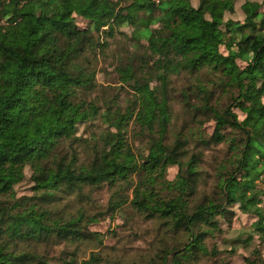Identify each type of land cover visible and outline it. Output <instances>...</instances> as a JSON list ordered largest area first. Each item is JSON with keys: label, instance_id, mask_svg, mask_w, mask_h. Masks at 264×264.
I'll return each mask as SVG.
<instances>
[{"label": "trees", "instance_id": "trees-1", "mask_svg": "<svg viewBox=\"0 0 264 264\" xmlns=\"http://www.w3.org/2000/svg\"><path fill=\"white\" fill-rule=\"evenodd\" d=\"M115 35L131 109L94 95L89 55L110 49ZM174 75L194 82L174 94ZM175 101L193 121L188 134L175 127ZM97 116L107 147L83 159L76 147L90 137L78 126ZM200 117L213 123L208 137ZM130 122L146 139L140 154L124 140ZM218 146L213 188L199 193L204 156L194 151ZM168 167L177 168L173 180ZM25 180L29 192L19 195ZM101 187L111 192L108 213L131 189L129 207L156 235L130 263L94 253L85 264H194L235 210L254 219L245 242L264 238V0H0V264H75L50 246L101 245L76 206L86 188ZM68 195L76 202L61 204ZM245 261L264 264L258 250Z\"/></svg>", "mask_w": 264, "mask_h": 264}, {"label": "rangeland", "instance_id": "rangeland-1", "mask_svg": "<svg viewBox=\"0 0 264 264\" xmlns=\"http://www.w3.org/2000/svg\"><path fill=\"white\" fill-rule=\"evenodd\" d=\"M190 1L193 5L196 4V0ZM24 2L26 1H22L21 4ZM240 3L241 1H238L236 4L237 11L232 16L235 19L241 16L239 12ZM80 26H84V24H80ZM124 30L128 31L127 35L130 34V29ZM115 36V39H111L114 42L111 44L110 49L101 53L98 52L96 55H89L91 68L95 71V81L98 86L94 95L97 96V100L99 101L107 98L114 101L113 99L119 98L117 103L121 110L125 108L131 109L135 104L133 92L119 81L115 72V66L119 62V54L117 53L119 48L122 47L121 39L118 35ZM193 82L187 76L181 75L176 77L174 75L172 83V87L174 88L173 93L179 94L181 91L184 92L187 86ZM109 106H111L110 109L113 111L115 108L114 104ZM182 109L181 103L175 101L173 104V111L175 113L174 123L178 131L183 129V133L188 134L192 127L190 122L193 121ZM200 119H203L198 125L200 134L208 137L211 135L213 123L203 117H200ZM107 129V125L100 116H97L96 119L89 123L78 126V136L83 135L86 139L90 137L88 141L90 146L79 145L76 147L82 154L83 159H88L93 150L101 151L107 147V142L104 140ZM137 131L138 129L133 125V122H130L128 127L123 130V135L129 148L131 147L136 154H140L142 150H146L147 146L146 139L137 135ZM194 153L197 155L203 153L204 156V182L200 184L198 192L209 193L213 188V165L223 158L224 148L222 146L211 148L199 147ZM176 174V167H168L165 178L173 180ZM135 184L136 180L133 179V186ZM29 188L30 185L25 180L17 187V194H27ZM131 191L130 189L128 192L129 200L131 199ZM84 193L88 197L83 198L82 202H76L75 195H68V199L63 197L61 204L67 203L68 200L76 202V206L81 207L85 215V219L81 223L82 228L86 232L95 234V237H98L102 241V244L98 245L97 241L92 240H87L80 244L57 242L50 246L52 247L53 255H58L59 252L64 251L69 254L64 256L69 258L71 254H74L75 264H85L90 255L94 253L104 254L107 258L121 257L130 263L140 253L148 250L156 235L154 225L136 214L129 207V200L120 211L108 213L107 206L111 192L107 190V187L99 189L86 188ZM234 212L235 218L231 222L226 223L220 220V231H215L212 238H206L205 248L210 252L208 257H203L194 264H246L245 260L255 250H258V253L262 256V260H264V238H258L257 235H253L251 240L245 242L247 236L251 234L252 228L250 226L254 222V219L250 216L242 215L236 210Z\"/></svg>", "mask_w": 264, "mask_h": 264}, {"label": "built area", "instance_id": "built-area-1", "mask_svg": "<svg viewBox=\"0 0 264 264\" xmlns=\"http://www.w3.org/2000/svg\"><path fill=\"white\" fill-rule=\"evenodd\" d=\"M2 1H4V2H7L8 0H2ZM152 2H154V3H159V0H151Z\"/></svg>", "mask_w": 264, "mask_h": 264}]
</instances>
